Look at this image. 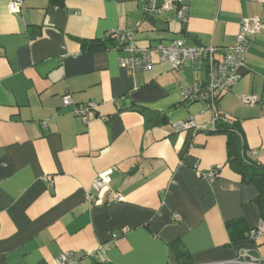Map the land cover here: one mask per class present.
<instances>
[{
    "label": "crops",
    "instance_id": "crops-1",
    "mask_svg": "<svg viewBox=\"0 0 264 264\" xmlns=\"http://www.w3.org/2000/svg\"><path fill=\"white\" fill-rule=\"evenodd\" d=\"M9 1L0 0V264H54L67 251L68 264H225L243 250L264 257V233L245 236L262 221L257 190L226 163L225 135L211 131L215 112L237 121L264 164V0H22L17 13ZM252 16L262 26L215 112L180 96L206 80L203 61L131 74L118 64L126 52L110 48L115 40L86 44L119 28L140 48L225 47ZM241 95L258 101L246 105ZM89 101L86 118L77 117ZM189 119L206 130L174 129ZM109 168V184L93 190Z\"/></svg>",
    "mask_w": 264,
    "mask_h": 264
},
{
    "label": "built area",
    "instance_id": "built-area-1",
    "mask_svg": "<svg viewBox=\"0 0 264 264\" xmlns=\"http://www.w3.org/2000/svg\"><path fill=\"white\" fill-rule=\"evenodd\" d=\"M8 7L10 12L17 13L22 8V0H10ZM162 8H172V5L165 4ZM177 17L182 22H186L187 13L185 5H179ZM261 26L262 22L259 17L252 16L242 19L235 43L225 47H215L213 45L188 46L182 40H172L169 43H160L154 47L140 48L133 40L131 32L123 31L119 28L106 33L103 38L113 37L116 44L111 49H122L126 52L125 56L118 58V64L131 74L149 70L157 62H168L173 69L178 71L188 61H203L206 64V80L180 87V96L183 102L201 101L215 112L219 100L232 89L238 80V70L244 64L248 41L251 36L259 31ZM240 100L246 105H253L258 101V97L256 95H241ZM62 102L63 105L72 104L70 95H63ZM93 107L94 103L89 101L83 106L77 107L74 110V114L79 118L85 119L87 112ZM218 118L223 121H229L222 113L215 112L211 122L213 130ZM42 125L46 126L47 121H43ZM173 127L177 131L184 129L201 131L206 129L205 125H198L192 119L174 123ZM250 154L252 155L254 152ZM111 173V168L98 173L92 181V189L99 191L105 188L110 182ZM205 176L212 180L216 177V172L214 170L207 171ZM114 198L120 200L121 197L115 194ZM87 199L90 202H94L95 196L88 193ZM263 233L264 222L261 221L257 227L251 229L248 240L256 242L261 238ZM71 260L72 252L67 251L55 258L54 264H68ZM225 264H264V257L255 255L249 250H243L235 260Z\"/></svg>",
    "mask_w": 264,
    "mask_h": 264
},
{
    "label": "trees",
    "instance_id": "trees-1",
    "mask_svg": "<svg viewBox=\"0 0 264 264\" xmlns=\"http://www.w3.org/2000/svg\"><path fill=\"white\" fill-rule=\"evenodd\" d=\"M50 2L62 5L63 0H50ZM109 39L114 40V38L110 36L106 39L103 38L99 42L90 44L88 42L86 44L90 45V48H99L105 45ZM83 44H85V42ZM114 44H116V42ZM211 131L225 135L226 163L228 166L241 176L243 183L253 184L255 186L257 195L253 202L258 207L260 216L264 222V164L259 163L250 155V150L245 143L243 132L237 121H223L218 118L215 123V129L213 130L211 128ZM236 224L237 222H231L228 226H234ZM250 231L251 229L246 233V238H248Z\"/></svg>",
    "mask_w": 264,
    "mask_h": 264
}]
</instances>
